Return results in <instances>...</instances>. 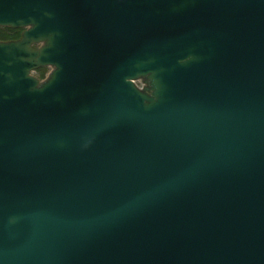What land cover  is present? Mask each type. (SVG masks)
<instances>
[{
  "label": "water",
  "instance_id": "obj_1",
  "mask_svg": "<svg viewBox=\"0 0 264 264\" xmlns=\"http://www.w3.org/2000/svg\"><path fill=\"white\" fill-rule=\"evenodd\" d=\"M0 27V264H264V0H0Z\"/></svg>",
  "mask_w": 264,
  "mask_h": 264
},
{
  "label": "trees",
  "instance_id": "obj_2",
  "mask_svg": "<svg viewBox=\"0 0 264 264\" xmlns=\"http://www.w3.org/2000/svg\"><path fill=\"white\" fill-rule=\"evenodd\" d=\"M20 35V29H10V28H6V29H0V40H10V39H17ZM38 70H42L41 72V77H43L44 75V69L43 68H39Z\"/></svg>",
  "mask_w": 264,
  "mask_h": 264
},
{
  "label": "rangeland",
  "instance_id": "obj_3",
  "mask_svg": "<svg viewBox=\"0 0 264 264\" xmlns=\"http://www.w3.org/2000/svg\"><path fill=\"white\" fill-rule=\"evenodd\" d=\"M6 28H10V27H0V29H6ZM10 29H13V28H10ZM1 37V36H0ZM11 40H16V39H10V40H0V41H11ZM42 68V67H41ZM44 69V68H43ZM49 71H50V69L48 68H45L44 69V75H43V77H41V72H42V70H38L37 71V69L36 70H34L33 72H32V74L35 76V77H37L38 79H44V77L49 73ZM135 84L138 86V87H140V88H143L144 86H145V82H144V80H142V79H138V80H136V82H135Z\"/></svg>",
  "mask_w": 264,
  "mask_h": 264
},
{
  "label": "flooded vegetation",
  "instance_id": "obj_4",
  "mask_svg": "<svg viewBox=\"0 0 264 264\" xmlns=\"http://www.w3.org/2000/svg\"><path fill=\"white\" fill-rule=\"evenodd\" d=\"M45 69V68H44Z\"/></svg>",
  "mask_w": 264,
  "mask_h": 264
}]
</instances>
